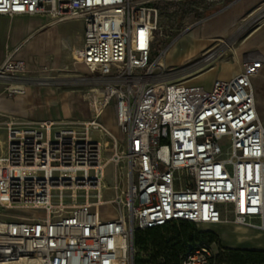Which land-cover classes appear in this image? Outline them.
Wrapping results in <instances>:
<instances>
[{
  "label": "built area",
  "instance_id": "1",
  "mask_svg": "<svg viewBox=\"0 0 264 264\" xmlns=\"http://www.w3.org/2000/svg\"><path fill=\"white\" fill-rule=\"evenodd\" d=\"M188 1L0 0V16L82 21L72 56L99 88L82 123L0 120V264H135L137 230L217 224L227 220L220 204L234 224L257 220L264 228V124L252 89L262 63L248 60L209 89L186 85L184 77L219 53L178 68L163 64L169 47H161L160 7ZM21 69L4 60L0 82L17 81ZM108 108L124 148L105 161L104 144L92 136L106 132ZM110 161L125 163L126 185L107 199L101 180ZM107 204H115L109 216ZM211 257L202 245L180 264H210Z\"/></svg>",
  "mask_w": 264,
  "mask_h": 264
},
{
  "label": "rangeland",
  "instance_id": "2",
  "mask_svg": "<svg viewBox=\"0 0 264 264\" xmlns=\"http://www.w3.org/2000/svg\"><path fill=\"white\" fill-rule=\"evenodd\" d=\"M238 1L194 0L162 4L159 16V26L163 36V38H160L162 40L161 47H169L166 55L163 57V64L178 68L188 62H193L194 60L179 63V59L196 52L209 39L197 42L191 35L184 34L177 41L175 40L173 42L175 37L191 25L201 24L205 21L212 22L227 10L230 12L231 8ZM261 17L264 18V5L244 26L238 28L231 36L226 39H223V37L212 38V42L216 43L219 41V49L228 51L229 57L227 59H231L230 57L233 56V51H237L236 47L239 41L252 29ZM0 21L32 22L34 24L33 30L28 33H19L15 37L16 41L19 42L29 37L28 43L24 44L19 50H16V47L11 44L7 35L0 36V65L4 62L6 55L13 62L21 63L22 69L16 73L18 80L14 81V83L22 84L26 93L33 94L27 106L28 116L11 113L0 108V120H5L7 117H13L15 121L22 123L57 119L82 123L88 120L92 116V95H97L99 88L93 82L94 75L89 72L86 66L76 62L72 56V52L81 44L83 22L80 20H70L52 25L54 19L48 16H0ZM196 28L197 26H194L191 29ZM199 29L200 26L197 28L198 33H200ZM57 35L62 36L65 40L62 42L65 51L63 50L58 56H48L47 59H43L42 55L32 54L30 52L37 44L51 43L53 39L57 38ZM47 46L48 48L50 47V45ZM3 51L5 52V57ZM200 52H207V50L204 48ZM27 60L33 62V64L27 65ZM209 65L204 66L195 75L190 74L184 77L183 79L187 85L190 87H204L205 89H209L215 79V73L205 72ZM0 85L4 88L9 83L0 82ZM16 96L17 94L4 91L0 95V98L11 102ZM33 104L37 108L33 107ZM101 122L106 132L104 135L94 133L92 137L104 144L103 158L106 161L111 159L113 153L120 154L124 148V144L123 137L115 123L113 112L110 108L105 109L101 117ZM0 140H5L3 130H0ZM108 164L102 182V185L105 187L103 196L107 199L113 196L115 186L124 190L126 185L125 163L119 162L117 164L116 162L110 161ZM55 202V199H53V203ZM114 206L115 204H107L109 210L107 212L108 216L114 212ZM218 208L224 214L225 219L231 220L229 206L220 204ZM17 214L22 213L19 212ZM203 226L211 225L169 226L166 233H164V238L169 242L175 236H182L181 243L183 244L184 250L186 252L191 251L206 242L205 235L198 233L202 231ZM215 229L218 231L222 230V228L218 229L217 227ZM209 246L212 252L210 264H229L226 260L228 254L218 247L216 240H213ZM135 250L137 264H158L159 262H164V258L161 256L153 260L156 250L149 240H146L144 246H138L135 237Z\"/></svg>",
  "mask_w": 264,
  "mask_h": 264
},
{
  "label": "crops",
  "instance_id": "3",
  "mask_svg": "<svg viewBox=\"0 0 264 264\" xmlns=\"http://www.w3.org/2000/svg\"><path fill=\"white\" fill-rule=\"evenodd\" d=\"M263 5L264 0H239L231 8L230 12L227 10L212 22H203L199 25V35L205 34V39L209 40L204 42L203 46L196 52L181 57L179 63L196 60L202 54L218 51L219 53L209 62L210 65L208 64L209 67L205 72L215 73V79L227 80L236 76L241 71L246 61L252 59L260 60L262 64L258 74L252 78V89L258 114L264 124V18L261 17L258 19L252 29L242 37L236 47L237 51H233V56L230 57L231 59H227L229 57L228 51L219 49V41H217L218 43L212 42V38L223 37V39H226L231 36L238 28L244 26ZM54 24L56 23L52 25ZM33 29L34 24L32 22L19 23L0 21V36L7 35L11 44L16 47V50H19L24 44L28 43L29 37L20 42L16 41L15 37L19 33H28ZM63 41H65L64 38L57 35V38L53 39L51 43H43L42 45L37 44L30 52L32 54L36 53L42 55L43 59H47L48 56L56 57L64 50ZM47 45H50V47L48 48ZM204 48L207 52H200ZM4 53L3 51V54ZM26 63L27 65L33 64V62L29 60H27ZM3 93L4 88L0 85V95ZM32 95L33 94L25 92L23 95L16 96L11 102L0 98V108L11 113H19L23 116H28L27 106L30 103L29 99ZM33 107L37 108L34 104ZM252 223L253 225L251 226H239L234 224L231 220H223L211 226H203L202 231L212 232L216 236L217 245L220 249L264 252V228L258 226L257 220H254ZM213 226L218 229L222 228V230L218 231L215 227L212 228ZM261 264H264V261Z\"/></svg>",
  "mask_w": 264,
  "mask_h": 264
},
{
  "label": "trees",
  "instance_id": "4",
  "mask_svg": "<svg viewBox=\"0 0 264 264\" xmlns=\"http://www.w3.org/2000/svg\"><path fill=\"white\" fill-rule=\"evenodd\" d=\"M177 225H194L189 222H182ZM174 225H166L162 227H156L145 230H137L134 234V244L135 237L138 246H144L146 240H149L151 245L155 248L156 252L153 256V260H156L158 257H163L164 262L158 264H180V257L186 253L184 250L181 240L182 236L174 237L172 240L167 242L164 238V233H166L167 228ZM199 234H204L206 242L201 245L209 246L213 240H216V236L209 231H201ZM173 243V244H172ZM172 244V245H170ZM228 254L226 260L229 264H261L264 261V252L257 251H242V250H232V249H222ZM190 251V250H189ZM188 252V251H187ZM135 264L137 261L135 259Z\"/></svg>",
  "mask_w": 264,
  "mask_h": 264
},
{
  "label": "bare ground",
  "instance_id": "5",
  "mask_svg": "<svg viewBox=\"0 0 264 264\" xmlns=\"http://www.w3.org/2000/svg\"><path fill=\"white\" fill-rule=\"evenodd\" d=\"M55 23V22H54ZM63 23V22H62ZM202 24V23H201ZM201 24H196V25H191L189 28L182 34V36L185 35H191L197 42L198 41H203L205 40V34L199 35L197 28L196 29H191L194 26H199ZM193 30V31H192ZM196 30V31H195ZM177 41V40H176ZM168 54V53H167ZM9 56L6 55V58L4 59L5 61L8 60ZM187 85V83H185ZM5 90L4 91H10V90H15L17 96L25 94V89L22 84L19 83H14L11 82L9 85L4 86ZM1 143V140H0ZM109 162H106V167L109 165ZM104 178V177H103ZM103 179L101 180V186L104 188V185H102ZM200 225H213V224H199ZM4 264H38L37 261L30 259L29 258H21L20 260L13 261V262H5Z\"/></svg>",
  "mask_w": 264,
  "mask_h": 264
}]
</instances>
